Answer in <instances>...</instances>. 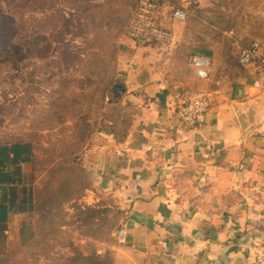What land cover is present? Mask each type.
<instances>
[{
	"label": "crops",
	"instance_id": "1",
	"mask_svg": "<svg viewBox=\"0 0 264 264\" xmlns=\"http://www.w3.org/2000/svg\"><path fill=\"white\" fill-rule=\"evenodd\" d=\"M170 8L160 6L155 28L179 45L186 22L173 23ZM226 14L223 37L237 55L232 64L212 48L201 50L211 61L203 80L196 69L195 81L176 80L161 43L119 42L122 96L106 104L82 154L94 203L124 214L128 243L114 250L117 262L257 264L264 254V120L244 139L235 115L249 102L264 104L258 65L241 69L237 61L258 45L264 64V0H229ZM199 87L212 107L185 130L177 110Z\"/></svg>",
	"mask_w": 264,
	"mask_h": 264
},
{
	"label": "rangeland",
	"instance_id": "2",
	"mask_svg": "<svg viewBox=\"0 0 264 264\" xmlns=\"http://www.w3.org/2000/svg\"><path fill=\"white\" fill-rule=\"evenodd\" d=\"M174 1L188 15L183 25L184 37L179 45L169 41L161 49L163 56L175 65L176 80L195 81L196 72L189 67L188 57L202 55L201 50L212 48L216 56L222 53L233 64L237 50L223 37L230 25L226 14L229 0ZM66 9L67 6L63 12L69 13ZM107 11L109 8L104 9ZM83 19L69 22L64 35L51 42L47 49L50 65L41 57H29L0 77V141L21 140L30 144L35 165L34 177L30 176L32 163L21 165L28 176L21 186L0 189V202L4 200L8 209L7 229L0 235V254L20 251L22 231L24 236L35 233V239L47 234L38 244L26 246L14 264H65L64 260L72 258L75 252L83 257L110 255L116 264H123L116 261L114 250L125 247L115 238L123 228L124 214L115 206L94 203L88 194L87 180L78 176V167L83 169L82 154L99 131L106 104L112 102L107 97L122 83L124 75L118 59L114 61L105 55L112 61V81L104 95L94 92L89 83L93 79L88 76V46L97 32L104 34L108 27L86 25ZM94 44L99 46L101 41ZM24 197L28 203L19 213L18 205ZM52 222L55 226H48ZM39 227L45 232L37 233Z\"/></svg>",
	"mask_w": 264,
	"mask_h": 264
},
{
	"label": "trees",
	"instance_id": "3",
	"mask_svg": "<svg viewBox=\"0 0 264 264\" xmlns=\"http://www.w3.org/2000/svg\"><path fill=\"white\" fill-rule=\"evenodd\" d=\"M99 1L62 0L61 3H58L57 0H0V77L7 75V72L15 65H22L29 57H41L47 65H50L52 62L47 49L51 42L56 37L64 35V32L70 27L69 22L83 19L82 14L86 17L83 19L84 24L108 27L104 34L97 32L88 46L91 49L88 56L90 65L88 76L93 79L92 81L89 80V83L94 87V92L104 95L112 81L110 66L112 61L105 55L114 61L118 59L119 42L125 37L140 0ZM169 2L172 6L179 7L174 0H169ZM65 6H67L68 9L66 10L69 13L63 12ZM106 8H109V11L104 12ZM99 13L100 15L96 16ZM105 19L107 22H104ZM97 41H101L99 46L94 44ZM40 52L43 55L39 56ZM32 153L31 145L21 140L0 141V189L14 185L21 186L23 180L22 164L32 163L31 175L34 177L35 165L33 164ZM82 175L87 180L85 170L79 166L78 176L82 177ZM27 200L28 198L24 197L18 205L19 213H23V206ZM7 219L8 209L3 200L0 202V235L7 229ZM50 225L55 226L53 222L48 224V226ZM37 230L39 234L45 232L42 227L37 228ZM34 234L30 233L28 236H24L22 231L20 251L17 254H0V264H14V259L24 253L26 246L35 242L38 244L40 238L47 235L35 239ZM64 263L116 264L110 255L83 257L77 252L72 258H66Z\"/></svg>",
	"mask_w": 264,
	"mask_h": 264
},
{
	"label": "built area",
	"instance_id": "4",
	"mask_svg": "<svg viewBox=\"0 0 264 264\" xmlns=\"http://www.w3.org/2000/svg\"><path fill=\"white\" fill-rule=\"evenodd\" d=\"M161 5H169V18L173 23L184 24L187 19V13L180 7L172 6L169 0H140L135 15L132 18L125 37L133 43L134 46H147L152 42L167 44L170 36L155 28V15ZM258 45H253L250 49L240 51L237 61L241 69L258 65L260 75V87L264 91V64L257 61ZM191 68L198 70L200 79H206L205 70L209 68V60L192 55L188 59ZM123 84L117 85L107 97V100L117 101L122 96ZM212 100L208 93H192L178 107L177 117L181 126L186 129L195 127L198 120L203 118L211 109ZM115 238L120 246H126L128 241L126 232L119 230ZM257 264H264V254L256 259Z\"/></svg>",
	"mask_w": 264,
	"mask_h": 264
},
{
	"label": "water",
	"instance_id": "5",
	"mask_svg": "<svg viewBox=\"0 0 264 264\" xmlns=\"http://www.w3.org/2000/svg\"><path fill=\"white\" fill-rule=\"evenodd\" d=\"M235 115L244 139H247L264 120V104L249 102L245 107H236Z\"/></svg>",
	"mask_w": 264,
	"mask_h": 264
}]
</instances>
